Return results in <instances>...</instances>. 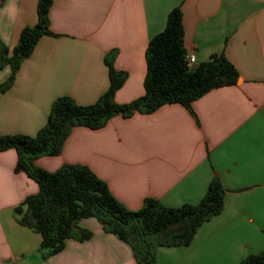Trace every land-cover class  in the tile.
<instances>
[{"label":"crops","instance_id":"crops-1","mask_svg":"<svg viewBox=\"0 0 264 264\" xmlns=\"http://www.w3.org/2000/svg\"><path fill=\"white\" fill-rule=\"evenodd\" d=\"M38 1L0 0V42L10 54L23 29L37 24ZM176 7L186 52L197 65L223 53L240 75L237 84L213 89L190 107L166 104L114 116L100 129L75 127L59 155L41 156L35 165L48 172L89 167L131 211L148 198L167 207L197 204L218 177L222 212L198 228L189 246L158 248L157 263L240 264L264 251V0H53L51 34L0 93V137H35L60 97L94 104L109 88L105 61L112 51L114 69L128 75L116 102L142 97L146 50ZM10 76L9 67L0 70V85ZM17 160L15 149L0 152V264H137L130 245L95 218L78 224L90 239H67L61 252L29 259L42 239L19 225L16 207L39 185L15 171ZM8 229L16 232L15 249Z\"/></svg>","mask_w":264,"mask_h":264},{"label":"trees","instance_id":"trees-1","mask_svg":"<svg viewBox=\"0 0 264 264\" xmlns=\"http://www.w3.org/2000/svg\"><path fill=\"white\" fill-rule=\"evenodd\" d=\"M52 4L53 0L38 1V22L23 29L12 54L0 42V70L11 69L9 79L0 85V93L12 86L22 63L33 53L39 40L51 34ZM186 53L182 10L176 7L169 13L164 30L151 39L146 50L147 73L142 97L123 105L116 102V93L128 75L114 69L112 51L105 61L109 88L94 104L84 106L71 97H60L35 137H0V152L15 149L18 154L15 171L26 173L39 185L36 195L27 197L16 207V214L19 225L41 236L44 258L61 252L67 239L80 242L90 239L92 233L78 224L82 219L95 218L106 233L117 235L130 245L137 264H158V248L189 246L198 228L222 212L225 189L218 177L211 181L197 204L167 207L148 198L140 210L131 211L89 167L64 165L48 172L35 165L41 156L59 155L75 127L100 129L114 116L149 114L166 104L190 107L213 89L237 84L240 75L223 53L193 70L186 67ZM240 264H264V251L246 257Z\"/></svg>","mask_w":264,"mask_h":264},{"label":"rangeland","instance_id":"rangeland-1","mask_svg":"<svg viewBox=\"0 0 264 264\" xmlns=\"http://www.w3.org/2000/svg\"><path fill=\"white\" fill-rule=\"evenodd\" d=\"M31 230H32V229H31ZM31 230H28V229H27L26 232H32L33 230H32V231H31ZM33 232H35V231H33ZM33 232H32V233H27V234H35V233H36V232H35V233H33ZM12 233H13V234H12ZM36 234H37V233H36ZM15 235H16V232H12L11 230L8 229V238L10 239V243H11L12 247L14 246V247H13L14 249H15V247H16L15 244L18 242V241H15V240H14V239H15ZM36 236H37V235H36ZM37 238H39V237H37ZM29 239H30V238H29ZM38 250H39V251L33 252L31 255L29 254V256H28L29 259H30V258L33 259V256H35L36 254L40 255L42 251H41L40 248H38ZM30 253H31V252H30Z\"/></svg>","mask_w":264,"mask_h":264},{"label":"built area","instance_id":"built-area-1","mask_svg":"<svg viewBox=\"0 0 264 264\" xmlns=\"http://www.w3.org/2000/svg\"><path fill=\"white\" fill-rule=\"evenodd\" d=\"M185 61H186V67L188 68V70H193L197 66L196 58L193 54L186 53Z\"/></svg>","mask_w":264,"mask_h":264}]
</instances>
